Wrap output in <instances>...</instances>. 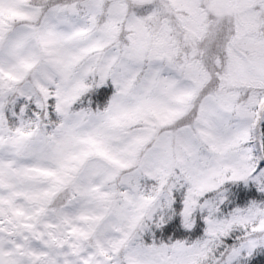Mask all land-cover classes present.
<instances>
[{
  "label": "snow or ice",
  "instance_id": "6c2138e0",
  "mask_svg": "<svg viewBox=\"0 0 264 264\" xmlns=\"http://www.w3.org/2000/svg\"><path fill=\"white\" fill-rule=\"evenodd\" d=\"M0 264H264V0H0Z\"/></svg>",
  "mask_w": 264,
  "mask_h": 264
}]
</instances>
